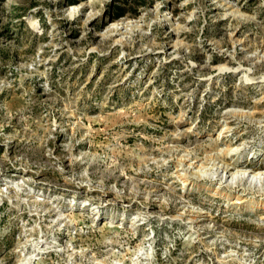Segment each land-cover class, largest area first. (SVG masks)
I'll return each mask as SVG.
<instances>
[{"label":"rangeland","instance_id":"obj_1","mask_svg":"<svg viewBox=\"0 0 264 264\" xmlns=\"http://www.w3.org/2000/svg\"><path fill=\"white\" fill-rule=\"evenodd\" d=\"M240 170L264 0H0V264H264Z\"/></svg>","mask_w":264,"mask_h":264},{"label":"bare ground","instance_id":"obj_2","mask_svg":"<svg viewBox=\"0 0 264 264\" xmlns=\"http://www.w3.org/2000/svg\"><path fill=\"white\" fill-rule=\"evenodd\" d=\"M228 121V120H227ZM220 136H223V131H220L219 132V135H218V137L217 138H219ZM231 146V145H230ZM232 147V146H231ZM228 148V149H226L225 151H224V153L227 155L229 152H231L230 150H233V148ZM235 164H239L240 162L239 161H233ZM190 163V162H189ZM190 166V165H189ZM219 166V165H218ZM221 166V165H220ZM191 167V166H190ZM188 168V167H187ZM219 168V167H218ZM187 170V169H186ZM222 170V169H221ZM198 172H200L199 170H197ZM223 171V170H222ZM187 172V171H186ZM194 172V171H193ZM226 172V171H225ZM233 173V172H232ZM239 173V174H238ZM262 173H264V171L263 172H255L254 174H253V172H252V175H251V172H246V170H240V172H237L236 173V176H235V174H234V176L237 178V176H240V178L242 177V176H247V175H250L251 176V178H260L261 177V175H262ZM194 174V173H193ZM233 174H232V176H231V174L230 175H228V176H231L230 177V179H233L234 180V178H233ZM201 175V174H200ZM222 175H223V173H222ZM226 177V176H225ZM264 177V176H263ZM223 178H224V175H223ZM236 178H235V180H236ZM239 178V177H238ZM239 178V179H240ZM210 179V178H209ZM263 179V178H262ZM232 180V181H233ZM234 180V181H235ZM238 180V179H237ZM231 181V180H230ZM185 182V181H184ZM207 182V181H206ZM221 182V181H220ZM244 198V197H243ZM244 200V199H243ZM242 202V201H241ZM243 203V202H242ZM258 202H256V201H252L249 205H250V208H255V207H258ZM247 205V204H246ZM248 205V206H249ZM195 211V210H194ZM189 212V211H188ZM193 216V215H192ZM195 220V219H194ZM197 221V220H196ZM194 223V222H193ZM200 238V237H199ZM203 239V238H202Z\"/></svg>","mask_w":264,"mask_h":264}]
</instances>
